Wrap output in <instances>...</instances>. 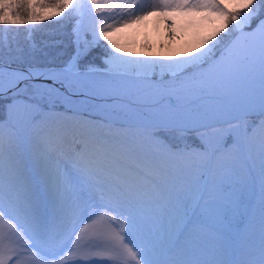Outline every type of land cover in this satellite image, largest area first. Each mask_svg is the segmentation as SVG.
I'll return each instance as SVG.
<instances>
[{"label":"snow or ice","instance_id":"1","mask_svg":"<svg viewBox=\"0 0 264 264\" xmlns=\"http://www.w3.org/2000/svg\"><path fill=\"white\" fill-rule=\"evenodd\" d=\"M48 12L71 34L61 63L36 55L38 28L27 55L9 31L7 60L0 34V224L29 242L0 233V264L33 249L76 264L133 249L136 264H264V0H0V26ZM157 12L215 27L176 57L124 55L115 32ZM257 180L253 247L234 221ZM201 251L213 258H188Z\"/></svg>","mask_w":264,"mask_h":264},{"label":"rangeland","instance_id":"2","mask_svg":"<svg viewBox=\"0 0 264 264\" xmlns=\"http://www.w3.org/2000/svg\"><path fill=\"white\" fill-rule=\"evenodd\" d=\"M78 2L86 3V0H78ZM236 0H233L235 3ZM47 12L48 10H42ZM49 19L44 21H36L29 25L17 26L15 30L5 29L4 26H0V34H3V40L5 44L4 49V59L7 60L9 57V52L7 48L8 33L13 32V54H15L16 47L23 50L24 54L27 55L29 51V37L25 35L26 31H30L32 28H38L39 31L31 34V39L35 41L38 46L36 55L45 60L61 59L72 51V38L67 27L63 25H57V17H52L51 13L48 12ZM190 18L192 25L191 28L187 29V33L182 35V32L177 31V26L181 25L183 21ZM203 18L199 15H186L179 13L177 17L174 18L175 23L173 27L170 22L159 27L158 31L154 34H150L151 29L148 25L135 24L130 27L123 28L122 31L115 32L113 39L126 50L124 55L130 56L132 53L139 54L140 56L146 55V57H159V58H169L176 57L177 55L184 54L188 52L193 46L186 43V39L192 33V30L201 25ZM111 23V21H109ZM212 23V22H211ZM215 25L212 23V28ZM192 29V30H191ZM68 30V37L66 39V47L58 46L61 38H65L63 35L66 34ZM211 32V31H210ZM126 35V41H121L120 38ZM187 37V38H186ZM145 46H148L147 51H145ZM101 52L99 55L93 56L92 54L88 59L90 62H96L97 65L101 64L102 58L100 55L103 54V50L99 49ZM178 52V53H177ZM62 60V59H61ZM99 62V63H97ZM98 71H103L102 68H98ZM7 104H1L0 116L1 119L6 118ZM255 112H259V107L257 106ZM259 117L251 115L249 120H256ZM227 127V125H225ZM197 133L189 134V142L195 140ZM197 143L199 141H196ZM261 217V201H260V191H259V181L257 180V185L254 194L250 196V204L244 210L243 216H237L234 221L240 228V230L249 237V243L252 246L258 247L260 241L259 225ZM7 225L0 224V233L5 235ZM6 236V235H5ZM50 253V252H49ZM212 255V254H211ZM102 259H109L110 254H105ZM81 258L79 255H72L70 251L65 252L62 256L56 257L53 260L50 256L43 258L38 257H22L23 264H57V260L60 264H76ZM136 258H130L128 264H136ZM118 264H124L122 261Z\"/></svg>","mask_w":264,"mask_h":264},{"label":"bare ground","instance_id":"3","mask_svg":"<svg viewBox=\"0 0 264 264\" xmlns=\"http://www.w3.org/2000/svg\"><path fill=\"white\" fill-rule=\"evenodd\" d=\"M138 2L144 4L145 6H147L148 4H150L152 2V0H138ZM225 2H228V0H225ZM179 13H175V14H171L170 16H165L164 14H161L159 12L154 13L151 16H148L145 20L140 21L139 23H134V24H130L128 27H130L131 25H135V24H143V25H148L150 26L151 32L150 34H154L158 31L159 27H161L162 25L166 24L167 22H170L172 20H174L175 17H177ZM201 25L194 28L192 30V33L188 36V38L186 39V43L188 45H195L203 36H206L210 33V31L213 30L212 28V23L209 20H206L203 18V20L201 21ZM193 22H191L190 18H187L185 21H183L181 23V25L177 26V31L178 32H182V35L187 33V29L191 28ZM171 26L173 27V24L170 22ZM121 41H126V35H123L122 38H120ZM147 48H149L148 46H145V51H147ZM178 53V52H177ZM143 57H146V55H144ZM63 114V113H61ZM31 150V144L27 141H25L24 143H22L21 145V151H30ZM103 211V210H102ZM110 215H115V213H110ZM7 225L6 228V232L5 235L6 236H11L13 240L19 239L22 243H29L20 233H16L13 234L12 233V228L13 225L10 222H6L4 223ZM67 239V237H65V240ZM129 247H131V245H129ZM256 247V246H253ZM47 252H52L53 249L48 248L46 249ZM107 254V253H106ZM25 256L34 258V257H38V258H43V254L36 252L34 249L27 251ZM80 256V255H79ZM80 258L82 259V256H80ZM94 257H89V259H92ZM130 258H136L139 259L138 256L135 255V249H133V253L132 254H125L120 261H122L124 264H128ZM189 259H200V260H207V259H211L213 258L211 253H207V252H197L194 253L192 256L188 257ZM119 261V262H120Z\"/></svg>","mask_w":264,"mask_h":264},{"label":"trees","instance_id":"4","mask_svg":"<svg viewBox=\"0 0 264 264\" xmlns=\"http://www.w3.org/2000/svg\"><path fill=\"white\" fill-rule=\"evenodd\" d=\"M68 29V28H67ZM65 38H61V40L59 41V45L58 46H60V47H66V39H67V37H68V30L66 31V34L65 35H63ZM69 52H71V51H69ZM101 52L99 51V49H96L92 54H94L93 56H96L97 57V55H99ZM103 57V54H101L100 55V59ZM56 62L57 63H61L62 62V60L61 59H58V60H56ZM94 63V62H93ZM97 63H99V62H97ZM95 64H96V62H95ZM5 103V101L4 100H0V110H1V104H4ZM1 115V114H0ZM2 118V116H0V119Z\"/></svg>","mask_w":264,"mask_h":264}]
</instances>
